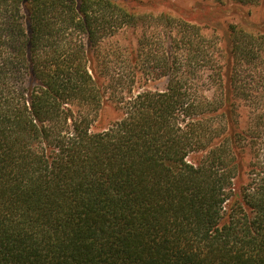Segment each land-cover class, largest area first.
<instances>
[{
    "label": "trees",
    "instance_id": "16d2710c",
    "mask_svg": "<svg viewBox=\"0 0 264 264\" xmlns=\"http://www.w3.org/2000/svg\"><path fill=\"white\" fill-rule=\"evenodd\" d=\"M143 3L0 0V264H264V108L236 105L264 30L226 22L264 0L166 4L141 63L106 51Z\"/></svg>",
    "mask_w": 264,
    "mask_h": 264
},
{
    "label": "rangeland",
    "instance_id": "374dc122",
    "mask_svg": "<svg viewBox=\"0 0 264 264\" xmlns=\"http://www.w3.org/2000/svg\"><path fill=\"white\" fill-rule=\"evenodd\" d=\"M144 3L136 5L135 11L138 14V25L134 30L129 28H123L116 36L107 39L105 41L106 51L113 47L120 46L125 47L128 52H131L128 57H134L139 63L142 62V56H138L137 43L140 40V33L143 30H150L151 28L159 30L161 27L162 20L160 19L161 13H167L175 18H180L175 12L166 10V4H176L183 7H190L195 3H208L212 4L215 0H143ZM236 16L228 17L227 23H240L242 20L245 21L246 15H250L252 23L259 25L260 29L264 30V7L259 5H246L241 11H234ZM193 25H197L200 32L205 36L212 37L213 39L220 42L218 47L220 48V54L224 52V42L218 29L198 22H190ZM219 21L216 22L218 24ZM174 25V24H173ZM250 30V28H249ZM132 50V51H131ZM248 91L241 98L236 101V105L241 111L250 109L253 107L264 108V54L260 55L259 58L255 59L252 66L248 67ZM199 88L206 90V92H216V84L200 80ZM166 86V78L162 77L155 82H149L140 88V85L135 87V90L150 89V90H162ZM212 86V87H211ZM255 99V101H253ZM239 110V111H240ZM119 117V112L115 105L105 100L93 117L90 124V131L98 132L105 129L114 120ZM189 160L192 158L189 156Z\"/></svg>",
    "mask_w": 264,
    "mask_h": 264
}]
</instances>
